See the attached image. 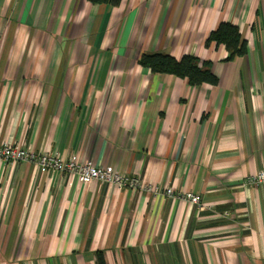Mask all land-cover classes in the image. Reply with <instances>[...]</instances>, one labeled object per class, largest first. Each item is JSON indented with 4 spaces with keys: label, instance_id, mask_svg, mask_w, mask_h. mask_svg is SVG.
Masks as SVG:
<instances>
[{
    "label": "crops",
    "instance_id": "1",
    "mask_svg": "<svg viewBox=\"0 0 264 264\" xmlns=\"http://www.w3.org/2000/svg\"><path fill=\"white\" fill-rule=\"evenodd\" d=\"M237 25L245 55L206 45ZM212 62L218 83L144 53ZM76 156L175 192L0 159V264H264V0H0V144Z\"/></svg>",
    "mask_w": 264,
    "mask_h": 264
},
{
    "label": "built area",
    "instance_id": "2",
    "mask_svg": "<svg viewBox=\"0 0 264 264\" xmlns=\"http://www.w3.org/2000/svg\"><path fill=\"white\" fill-rule=\"evenodd\" d=\"M0 159L10 162L27 160L39 165L42 172L57 171L76 177L82 183L91 181L110 183L118 188L127 187L133 190H145L151 195L163 194L166 196H180L191 204H199V195L190 191L175 192L173 187H160L157 184L147 181L139 175H126L115 171L112 167H102L89 160H81L76 156L61 157L57 154L42 151H32L12 144H0ZM244 186L264 184V168L255 175L247 177L242 183Z\"/></svg>",
    "mask_w": 264,
    "mask_h": 264
},
{
    "label": "trees",
    "instance_id": "3",
    "mask_svg": "<svg viewBox=\"0 0 264 264\" xmlns=\"http://www.w3.org/2000/svg\"><path fill=\"white\" fill-rule=\"evenodd\" d=\"M92 3H108L118 5L121 0H90ZM215 42L224 45L229 55L226 60L230 61L247 52V40L241 34L237 25L231 22H222L211 31L205 44ZM139 63L148 67L153 73H168L184 78L192 86H200L204 83L215 85L218 77L212 70L210 60L201 59L195 55L185 54L176 58L165 53H144L139 58ZM98 264H106L103 255H98Z\"/></svg>",
    "mask_w": 264,
    "mask_h": 264
}]
</instances>
